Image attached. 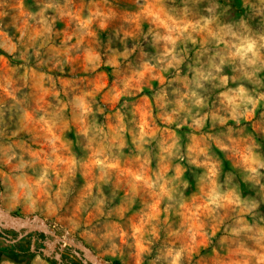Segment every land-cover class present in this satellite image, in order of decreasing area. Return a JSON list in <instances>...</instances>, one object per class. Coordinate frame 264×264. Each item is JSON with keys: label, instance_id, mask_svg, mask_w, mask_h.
I'll list each match as a JSON object with an SVG mask.
<instances>
[{"label": "rangeland", "instance_id": "374dc122", "mask_svg": "<svg viewBox=\"0 0 264 264\" xmlns=\"http://www.w3.org/2000/svg\"><path fill=\"white\" fill-rule=\"evenodd\" d=\"M146 9L170 12L181 22L219 14L220 22L228 17L234 23L250 16L243 0H0V169L30 185L21 189L20 181L0 176V206L12 215L38 216L63 237L33 230L23 236L24 243L0 239V264H56V251L61 264L82 262L68 240L86 245L109 264H170L169 246L191 250L181 264H234L241 247L255 246L249 234H231L240 209H217L213 215L197 214L199 219L193 214L208 199L213 181L221 195L235 190L242 200L259 190L256 179L264 185V169L242 182L251 176L245 170L246 149L264 162V100L251 119L241 115L243 106L232 118L219 92L243 84L257 98L256 86L242 77L238 65L222 69L229 77L226 87H216L218 80L201 81L204 87L197 89L189 65H195L199 45L187 44L178 73L175 67L161 72L162 49ZM45 26L50 31L43 32ZM253 27L264 30V25ZM182 47L178 58L185 55ZM207 60L200 62L205 72ZM256 79L264 93V72ZM189 90L204 105L184 100L186 110L177 111L176 102ZM77 97L91 108L83 117ZM13 142L27 151L14 147L17 159L6 166L3 161L12 153L2 149ZM21 163L23 168L11 170ZM45 171L51 183L39 186ZM160 175L170 182L168 188H176L171 200L160 192L163 181L148 187ZM26 230L0 226V235L11 240ZM145 245L149 251L141 253ZM12 248L29 252L10 253Z\"/></svg>", "mask_w": 264, "mask_h": 264}, {"label": "clouds", "instance_id": "9594fccd", "mask_svg": "<svg viewBox=\"0 0 264 264\" xmlns=\"http://www.w3.org/2000/svg\"><path fill=\"white\" fill-rule=\"evenodd\" d=\"M201 0H192L193 4H199ZM243 6L249 10L250 16L241 15L238 20L234 23L228 18H225V22H220V15L213 16H201L196 21L181 22L177 21L176 17L170 12H163L161 14L160 9H146L144 10L145 17L150 20L153 28L157 30L154 32L156 43L161 45V53L157 64L163 65L161 72H166L168 69L175 67L177 73L179 72V66L184 63L187 58L186 48L187 44H192L196 48V61L195 65H189L191 72L193 73L192 83L195 84L197 89H203L204 85L201 81H219V85L216 87H226L229 82V77L227 75H221L222 69L224 67H233L238 65V70L242 73V77L252 82L256 87L252 89L256 93L257 98L254 99L253 95L250 94L249 90L243 86L239 85L235 89H228L227 91L219 92V96L223 98L221 102L226 101L231 107L232 118L235 119L237 109L243 106L245 119H251L256 111L257 106L261 100H264V93L258 91V87L261 86V81L256 79L257 74L264 72V30L257 29L253 27V24L264 25V0H243ZM48 8L55 7L52 4L47 5ZM219 4L217 8H219ZM57 10H60L57 8ZM62 11V10H61ZM184 13L189 12L187 4H185ZM207 12L211 13L212 8H207ZM69 14V11L64 13ZM100 13H93V15H99ZM44 23L43 21H41ZM87 23H82L83 26H87ZM216 25V27H213ZM152 29H149L151 31ZM50 29L45 26L43 32H48ZM187 33V35H185ZM41 35L43 33H40ZM201 37L197 39V37ZM182 51H185V55L178 58L179 53L177 52L178 46L182 45ZM11 54V52H10ZM208 57L207 60V71H202L203 65L200 63L202 57ZM218 60V63L216 61ZM91 63V61H88ZM155 67L145 64V68ZM143 74V73H141ZM161 82H163V76L159 77ZM235 82L238 77H232ZM187 87V84L185 85ZM4 91H8L4 88ZM11 96L12 94L9 93ZM15 99L14 96H12ZM80 101L79 107L81 108V116H85L87 113L91 112L90 106L85 103L84 97H77ZM184 100L193 101L196 106L204 105V100L197 94L194 90H189L183 93L180 100L176 103L178 105V110H186ZM251 105V108H248ZM43 119V117H41ZM121 117V121H122ZM171 122V118H169ZM221 122H226L222 119ZM45 123H47L45 121ZM82 127V132L84 135H88L90 128L86 125L85 120L82 118L80 120ZM199 123V122H197ZM123 131V128L120 129ZM97 132L103 133V129H97ZM13 136L17 133L13 132ZM141 139H143V132L141 133ZM55 145V140L52 142ZM14 147H20L22 151H27L23 145L16 144L13 142L9 144L7 148L2 149L5 153L11 152V155H7V158L3 161L4 165H12V162L17 159L16 152L13 151ZM172 145L169 146L171 148ZM167 150V149H166ZM35 155V154H33ZM23 157L21 156V161ZM99 161L98 164L103 165L104 161ZM244 161L246 164L245 170L251 174L246 178V182L249 179H253L262 175L260 169H264V162H261L259 157L252 152L250 148L246 149V154L244 156ZM24 164L12 166V171H16L23 168ZM0 169V176L6 177L8 180L16 183V186L23 189L25 187H30L26 180H21V177L9 175L8 172L2 171ZM48 173L47 171L39 178L36 182L39 186H45L51 181L46 179ZM215 175V173H213ZM174 180H179V175L173 178ZM163 181V183H159ZM42 182V183H41ZM256 185L259 186V190H254V195L251 200H242L240 195L232 190L228 192L227 195H221L216 189L217 185L213 181V188L211 189L208 199L206 202L196 210L197 219L199 216L197 214H207L213 215L217 209L226 208H238L240 209V217L236 220L238 227L231 229V234L234 237H239L241 233L249 234L247 239L254 243V247H241L238 252L237 259L234 264H264V185L260 184L259 179H256ZM170 182L164 180L163 176L157 177L156 181H150L148 183L149 188H156L159 186L160 192L167 196L169 200L173 198V192L176 188H168L167 185ZM187 187V183H185ZM181 208L187 207L186 204L181 203ZM168 209L165 208V211ZM159 215V210L157 209V215ZM167 221L165 220V223ZM202 227V225H199ZM138 232V231H137ZM188 232L192 234V239L195 240L196 231L193 227L189 226ZM149 251L147 246L142 249V252ZM190 249L184 247L175 248L174 246H169L167 249V257L170 258V264H181L185 257L186 252H190Z\"/></svg>", "mask_w": 264, "mask_h": 264}, {"label": "water", "instance_id": "95a60500", "mask_svg": "<svg viewBox=\"0 0 264 264\" xmlns=\"http://www.w3.org/2000/svg\"><path fill=\"white\" fill-rule=\"evenodd\" d=\"M0 192H1V184H0ZM39 220L41 222V224H35V222ZM9 222V224H7L6 222ZM14 223V224H12ZM0 226L2 227H10L13 228L15 230H17L19 227H26L28 228V230L24 231L22 234H19L17 236V238L14 239H7L4 236L0 235V239H4L6 242L8 243H15L18 240H20L23 236H25L27 233H29L30 231H42L45 234H50L52 236H54L55 238L59 239V240H63V237L59 236L58 234H56L55 232H53L50 228L47 227L46 223L44 222V220L42 218H39L38 216H31L28 218H24L21 216H17V215H12L10 213L4 212L0 206ZM69 243H71L75 248H77L78 250H73V252L78 256V257H82V262L83 264H109V263H105L102 260H100L92 251L89 247H87L84 244H79L76 243L72 240H68ZM63 245L60 243V246ZM41 251L46 254L47 256H49V253L44 249L41 248ZM55 261L57 262V264H61L62 259L60 258V253L56 251V255L54 257Z\"/></svg>", "mask_w": 264, "mask_h": 264}, {"label": "trees", "instance_id": "16d2710c", "mask_svg": "<svg viewBox=\"0 0 264 264\" xmlns=\"http://www.w3.org/2000/svg\"><path fill=\"white\" fill-rule=\"evenodd\" d=\"M24 240H25V238L22 237V238L19 240V242L24 243ZM9 252H10V253H20V252L27 253V252H29V248H27V249H25V250H19V249H17V248H12V249L9 250ZM29 254H30V253H29ZM53 262L57 264V262H56L55 260H54ZM68 264H83V262H81V261L75 259V260H73L72 262H70V263H68ZM112 264H121V263H120L118 260H115V261L112 262Z\"/></svg>", "mask_w": 264, "mask_h": 264}, {"label": "bare ground", "instance_id": "6f19581e", "mask_svg": "<svg viewBox=\"0 0 264 264\" xmlns=\"http://www.w3.org/2000/svg\"><path fill=\"white\" fill-rule=\"evenodd\" d=\"M12 224H14V223H12ZM65 239H66V237H64Z\"/></svg>", "mask_w": 264, "mask_h": 264}]
</instances>
